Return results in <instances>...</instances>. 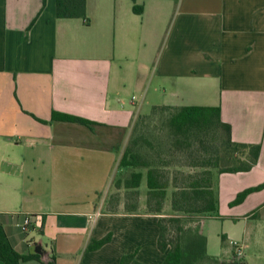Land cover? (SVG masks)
Returning <instances> with one entry per match:
<instances>
[{"label": "crops", "instance_id": "0c3cea01", "mask_svg": "<svg viewBox=\"0 0 264 264\" xmlns=\"http://www.w3.org/2000/svg\"><path fill=\"white\" fill-rule=\"evenodd\" d=\"M56 6L0 0V218L15 250L55 253L57 264H120L133 252L162 264L163 214L142 192L134 213L125 201L106 209L119 160L149 106H220L233 140L262 148L250 171L214 175L221 216L201 221L207 252L264 264V189L231 205L264 182V0H144L143 14L132 0H87L84 18H59Z\"/></svg>", "mask_w": 264, "mask_h": 264}, {"label": "trees", "instance_id": "16d2710c", "mask_svg": "<svg viewBox=\"0 0 264 264\" xmlns=\"http://www.w3.org/2000/svg\"><path fill=\"white\" fill-rule=\"evenodd\" d=\"M133 11L143 14L144 0H132ZM56 14L59 18H84L87 15V0H57ZM166 115L164 126L168 130L170 145L183 152L189 158L186 166L202 167L204 171H181L179 177L170 182L169 175L160 169L158 162L152 163L143 152L146 146H153L152 141L142 132L141 126L146 119L156 114ZM53 120L75 122L92 126L96 122L54 111ZM210 137H218L220 146L224 149L227 166L219 168L218 162H211V157L202 154L203 150L213 148ZM260 143H241L232 138V126L223 121L220 106H168L155 105L150 113L138 114L133 122L130 139L119 160V170L115 178V186L123 188L133 201H127L125 210L134 213L139 208V189L145 178L147 184V210L155 214H163L164 203L167 199L168 188L172 184L176 189L171 195L170 216L159 218L160 235L158 247L166 253L162 264H203V262H221L220 264H245L244 260L234 250L230 261L210 256L207 252V236L203 233L202 225L185 227L182 225L186 214L198 213L205 216H221L219 195L214 187V174L210 167L219 168V173L250 171L259 161L261 154ZM208 151V150H207ZM157 157L159 155H156ZM219 157L216 155L215 160ZM148 168L147 172L144 169ZM175 183V184H174ZM264 189V182L241 191L231 205L240 204L252 192ZM112 198H116L114 195ZM119 203H117L118 205ZM116 211L117 207L114 204ZM202 221V220H201ZM33 225V223H32ZM177 226L173 235L172 226ZM28 229V228H27ZM27 229H24L26 231ZM111 234L100 240H94L88 248H100L110 242ZM223 242L226 240L222 236ZM0 259L6 264H21V261L36 259L43 264H57L56 254L53 253L47 261L42 260L39 253L20 254L17 252L7 235L0 218ZM120 264H143L136 259V252L122 256Z\"/></svg>", "mask_w": 264, "mask_h": 264}, {"label": "rangeland", "instance_id": "374dc122", "mask_svg": "<svg viewBox=\"0 0 264 264\" xmlns=\"http://www.w3.org/2000/svg\"><path fill=\"white\" fill-rule=\"evenodd\" d=\"M132 93L133 91H131V94ZM133 94L138 95V93L136 92H134ZM152 107L153 105L149 106L146 110L143 111V113L144 114L150 113L152 110ZM165 118H166V115H162L158 113L152 116L151 118L146 119L145 122H143L141 126V130L146 135V137H148L153 143L152 147L146 146L143 149V152L151 160L152 163H155V161L159 163L160 169L169 175L170 182L172 179H174V177H177V175L181 177L180 175L181 171L192 172V173L197 172V171H204L205 168H202V167L186 166L185 163H188L189 158H187L183 152L179 151L175 147L173 148L170 145V138L168 137V130L164 126ZM211 140L214 143L213 148H209V149L207 148L206 150H203L202 154L205 155L206 157H211V162L213 163L218 162L219 168L227 166L228 163L224 157V149L222 146H220V142H219L220 139L218 137H212V138L210 137L209 143H211ZM156 155H159V156L157 157ZM216 155H218L219 157L218 160H215ZM219 168L210 167L214 175L216 173L219 174L218 172ZM147 170L148 168L144 169V172L146 173ZM115 178L113 180V186H114L113 191L112 193H110L108 197L109 202L106 207L107 210L115 209L114 204L117 207L118 206L117 203L121 204L122 201H125V202L133 201L131 200L133 198L128 197L127 191H125L123 188L121 189L116 188ZM175 189L176 188L172 184H170L168 188L167 199L165 200V203H164L163 215L165 216H170L174 214L171 208L170 199ZM147 190H148L147 184L144 178L142 185L140 187V190H139L138 202L141 199V192L142 194L145 195V197H147ZM113 195L116 198H112ZM202 216H203L202 214H198V213L186 214V216L183 219L184 221L182 225H184L185 227L193 228L197 226L198 224H201ZM218 224H219V227L222 226L220 222ZM17 232L21 233L20 231H17ZM172 232H173V235L177 233L176 225L172 226ZM22 233H24V231ZM255 259H256L255 253H247V257H246L247 262H250V264H254ZM220 263H221L220 261L219 263L212 262V261L206 262V263L203 262V264H220Z\"/></svg>", "mask_w": 264, "mask_h": 264}, {"label": "built area", "instance_id": "2783aa9c", "mask_svg": "<svg viewBox=\"0 0 264 264\" xmlns=\"http://www.w3.org/2000/svg\"><path fill=\"white\" fill-rule=\"evenodd\" d=\"M32 224V222H31V218L28 216V217H25V219H24V229H27L30 225ZM233 244H237V243H235V242H233Z\"/></svg>", "mask_w": 264, "mask_h": 264}, {"label": "water", "instance_id": "95a60500", "mask_svg": "<svg viewBox=\"0 0 264 264\" xmlns=\"http://www.w3.org/2000/svg\"><path fill=\"white\" fill-rule=\"evenodd\" d=\"M36 251H37V252H41V251H39V249H37Z\"/></svg>", "mask_w": 264, "mask_h": 264}]
</instances>
